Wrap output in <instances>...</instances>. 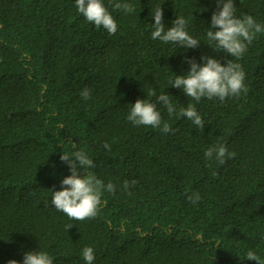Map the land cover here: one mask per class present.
<instances>
[{"label":"trees","instance_id":"obj_1","mask_svg":"<svg viewBox=\"0 0 264 264\" xmlns=\"http://www.w3.org/2000/svg\"><path fill=\"white\" fill-rule=\"evenodd\" d=\"M104 3L118 24L114 35L87 22L75 0H0V264H23L25 252L39 250L53 264H85V247L94 249V264H256L247 254L264 259V33L236 60L207 45L216 0ZM234 3L237 17L264 25V0ZM159 6L166 28L176 17L188 21L199 48L152 39ZM204 55L239 63L247 94L196 102L171 86L189 70L185 57L202 64ZM164 92L177 113L193 104L203 131L170 116L157 99ZM137 99L155 103L175 132L128 121ZM219 144L236 153L223 165L205 158ZM73 150L116 186L83 222L51 202L71 175L60 157ZM126 180L136 183L125 189ZM192 193L197 203L186 198Z\"/></svg>","mask_w":264,"mask_h":264},{"label":"clouds","instance_id":"obj_2","mask_svg":"<svg viewBox=\"0 0 264 264\" xmlns=\"http://www.w3.org/2000/svg\"><path fill=\"white\" fill-rule=\"evenodd\" d=\"M216 5L217 11L212 13L211 26L207 28V45L215 52H224L239 60L244 56L257 34L264 33V25L258 23L250 14L237 17L234 0H216ZM75 7L86 21L97 29L103 28L109 35L116 34L118 24L108 7L105 6L104 0H75ZM113 8L125 14L135 11L134 5L127 2H115ZM151 16L155 21L152 24L154 30L151 32L153 40L175 44L186 50L200 47L201 41L186 31L188 21L184 17H176L172 26L166 28L163 23L161 6L157 7ZM201 60L202 64L198 63L195 58L185 57V62L190 65L189 70L185 75H175V79L170 81L171 86L182 89L187 97L196 102L201 101L202 98L210 100L216 98L223 102L228 97L239 96L241 93L247 94L246 74L239 63L228 59L226 64H222L216 58L207 55L202 56ZM80 95L84 100L91 99L90 90L87 88L83 89ZM148 95L155 96V90L150 91ZM157 99L166 107L170 116L175 113L178 117L191 121L197 129L203 131L205 122L193 104L188 103L177 113L168 94L164 92ZM131 105L127 120L134 126L152 127L160 129L163 133L175 132L168 122L163 121L155 103L147 99H137ZM104 147L111 151L107 142ZM235 156L236 153L229 151L224 144L209 147L205 151V158L208 161L215 159L220 165ZM60 159L69 167L71 175L61 181V190L52 191V205L70 220L83 222L95 219L105 203L102 199L104 192L114 194L116 186L111 182L105 185L95 174L88 171L96 165L83 150L63 152ZM135 183V180L131 182L126 180L123 182V187L128 189L130 184ZM186 198L192 203H197L200 196L199 193H192L191 195L186 194ZM72 226L68 225V229ZM82 256L85 264H94L95 254L92 247H85ZM247 259L256 261V264H264V259L251 251L248 252ZM8 264H20V262L12 259L8 261ZM23 264H53V258L45 251H28L23 255Z\"/></svg>","mask_w":264,"mask_h":264}]
</instances>
